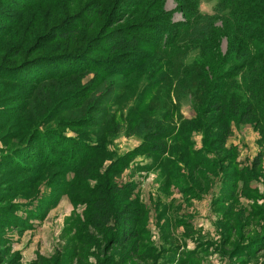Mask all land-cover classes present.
I'll return each instance as SVG.
<instances>
[{
  "label": "rangeland",
  "instance_id": "obj_1",
  "mask_svg": "<svg viewBox=\"0 0 264 264\" xmlns=\"http://www.w3.org/2000/svg\"><path fill=\"white\" fill-rule=\"evenodd\" d=\"M117 1L0 3V64L84 51L115 28H132L128 38L149 47L118 62L124 52L92 55L108 61L105 69H130L125 78L97 81L85 70L44 83L0 80V264H119L134 248L124 264H264V250L244 258L242 248L264 228V41L245 42L217 22L208 36L197 31L190 52L188 44L163 48L175 32H196L186 6L121 0L115 9ZM214 4L203 1L199 14ZM111 12L122 20L108 28ZM55 25L76 31L40 42ZM24 148L33 154L10 158ZM132 152L120 175H104ZM106 180L136 188L113 202L141 210L140 236L125 250L108 249L107 227L100 234L88 225V202L105 195Z\"/></svg>",
  "mask_w": 264,
  "mask_h": 264
},
{
  "label": "trees",
  "instance_id": "obj_2",
  "mask_svg": "<svg viewBox=\"0 0 264 264\" xmlns=\"http://www.w3.org/2000/svg\"><path fill=\"white\" fill-rule=\"evenodd\" d=\"M176 1H180L183 5L186 6L187 9H185L187 10L188 16L192 18L194 16L193 19L198 20L197 24L191 28L195 29L196 32L194 33L193 31V34L191 33V35H189L190 32L187 31L190 28L188 27H186L188 29L182 32H175L174 36H172L171 38V41L165 42L163 48H167L171 43L181 45L188 44L185 48L187 52H190L192 51L191 49L194 48V44L192 43V41L197 40L200 36L197 31L200 30L205 36H208V33L213 30L215 31L216 27L213 24L217 22H221L223 30H228L237 37L242 36L243 41L245 42L252 41L253 43H258L259 41H264V0H215L213 12L211 15L199 14L198 9L200 7V4L203 1L206 2L207 0ZM1 2L5 6L13 7L12 0H0V3ZM119 3H121V0H118L115 3V9L116 6H118L117 4ZM120 15L121 13L111 12L109 17L107 18L105 27L108 26V28H111L113 25L120 22L122 20ZM258 17H261L262 21L257 20ZM159 18L161 19H158V22H161L160 20H164L163 16H159ZM149 22L150 20H147V22L145 23ZM136 28L139 29L138 25L136 26ZM75 31V28L63 29V25H55L47 33L41 36L39 41L49 43L53 41L63 40L73 35ZM130 33H133L132 28H115L106 33L101 32L97 37L95 36L90 39L88 41V48H85L84 51L77 50L71 53H57L39 57L34 56V58H28V60H26L25 62H21L20 64L15 65L0 64V80H31L33 83H44L54 78H67L68 76H71L75 73H80L85 70H91L94 73H97L94 77V80L96 79L97 81H99V78H97V76L100 74H116L125 78L129 74L130 69L126 71L125 68L121 66L119 68L111 67L109 69H105L104 66L107 65L108 61L96 60L94 59V57H92V55L97 56L103 55L105 53L114 54L117 52H124L125 54L120 53L119 55L115 56L114 61L118 62L119 59L125 57L128 54H131V52H146L145 50H148L149 47L147 49H142V47L138 45L139 42L135 37H132L131 39L128 38ZM112 36H115L117 40L110 42L109 45H104V47L102 48H95L97 43L100 44L102 42H105ZM119 38L122 39L118 40ZM124 38H127V41H123ZM139 40H141L140 37ZM207 40L208 38L206 39V41ZM258 46L260 47V49H264V46ZM12 54V58H17L18 53L15 52ZM31 55H29V57H31ZM114 61L111 62L113 63ZM97 65L101 66L103 69L101 67H97ZM90 83H92V81ZM109 91L112 90L109 89ZM108 94L109 93H106L104 95L107 96ZM102 98L103 97H99L97 101H102ZM219 99L220 98L218 96V100ZM218 100L216 102L217 104ZM217 104L214 108L211 109V111L216 112L219 110ZM152 136L150 135V140L152 139ZM41 139L42 138L40 137L39 142ZM149 147L150 151L153 152L155 148H158V145H150L149 143ZM26 149L27 148L14 151L10 158L21 157V154L23 152L26 155L33 154L32 151ZM131 154H134V152L126 154L123 157L117 158L116 160L111 162L105 169L104 175L106 177H115L117 175H120L128 167V158H131ZM262 157L263 154L261 153L257 155L253 163L254 169L260 165ZM106 182L108 183L107 180ZM135 189L136 188L134 184L131 183L117 184L110 181L108 184H106V188L104 189L105 195L102 194V196L100 197H94L88 202L90 207L94 211L92 213L91 220L88 223L90 228L93 231L100 230V232L98 233L101 234V230L103 231L106 229L105 227H107V230L111 232L107 240V242H109L108 249H111V246H116L125 250L130 242H136L137 238H139L140 236L141 230L138 229V223L141 218V210L139 208L132 207V205H125L123 206V208L118 209L113 204L114 200H121L127 196L133 195L135 193ZM134 245H136V243H134ZM242 248L245 251V255H243L244 258H249L264 250V228L263 231L255 239H253L246 245H243ZM136 251L137 248L129 251L127 253V259L119 264H124V262L134 259L137 254Z\"/></svg>",
  "mask_w": 264,
  "mask_h": 264
}]
</instances>
